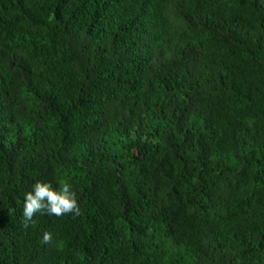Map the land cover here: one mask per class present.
<instances>
[{
    "label": "trees",
    "instance_id": "16d2710c",
    "mask_svg": "<svg viewBox=\"0 0 264 264\" xmlns=\"http://www.w3.org/2000/svg\"><path fill=\"white\" fill-rule=\"evenodd\" d=\"M0 264H264V0H0Z\"/></svg>",
    "mask_w": 264,
    "mask_h": 264
},
{
    "label": "clouds",
    "instance_id": "9594fccd",
    "mask_svg": "<svg viewBox=\"0 0 264 264\" xmlns=\"http://www.w3.org/2000/svg\"><path fill=\"white\" fill-rule=\"evenodd\" d=\"M59 190L48 182H36L33 185V191L25 195V203L23 207L22 226L27 229L35 227L36 214L53 215L61 217L64 215H81V209L77 200V193L73 190L70 183L59 181ZM53 234L45 231L42 236V244H51Z\"/></svg>",
    "mask_w": 264,
    "mask_h": 264
}]
</instances>
